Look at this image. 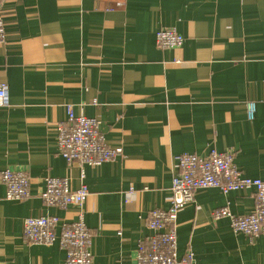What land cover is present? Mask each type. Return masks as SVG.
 <instances>
[{
    "label": "crops",
    "instance_id": "0c3cea01",
    "mask_svg": "<svg viewBox=\"0 0 264 264\" xmlns=\"http://www.w3.org/2000/svg\"><path fill=\"white\" fill-rule=\"evenodd\" d=\"M0 174L23 172L29 197L5 199L0 182V264H65V251L22 239L27 218L82 220L91 264H136L153 210L166 211L177 157L231 153L243 177L264 179V0H0ZM173 29L179 48H159ZM254 106L252 119L248 105ZM100 124L115 160L67 164L57 126L67 110ZM48 178L84 187L81 206H47ZM254 212L252 189L207 188L178 212L176 254L196 264H264V237L235 234L231 217ZM59 227V226H58ZM57 235L59 228H56Z\"/></svg>",
    "mask_w": 264,
    "mask_h": 264
},
{
    "label": "built area",
    "instance_id": "2783aa9c",
    "mask_svg": "<svg viewBox=\"0 0 264 264\" xmlns=\"http://www.w3.org/2000/svg\"><path fill=\"white\" fill-rule=\"evenodd\" d=\"M5 40L0 9V44H4ZM156 42L159 48L173 49L179 48L183 40L173 29H161L156 33ZM7 105V87L0 84V107ZM248 110L252 119L254 106L249 104ZM67 113L65 126L58 125L56 128L58 150L67 164L95 167L119 157L120 148H110L104 143L98 121L82 115L75 116L70 109ZM176 159L178 173L172 179L169 207L166 211L153 210L147 215L145 226L151 235L138 246L136 264H196L190 250L181 258L177 257L174 227L178 212L192 203L194 192L200 189L215 188L223 194L252 189L255 196L253 213L233 218L222 208L213 213V218L231 217V228L235 234L264 237V179L243 177L234 165L232 154L227 152L211 150L204 158L183 154ZM0 182L5 186L6 200L23 201L29 197V178L25 173L5 170L0 174ZM44 183L40 198L47 206H81L87 199V190L84 187L72 190L66 178H48ZM60 224L56 217L27 218L23 222L22 239L46 246L57 243L65 251V264H91L92 235L82 220ZM56 228H59L58 235Z\"/></svg>",
    "mask_w": 264,
    "mask_h": 264
}]
</instances>
